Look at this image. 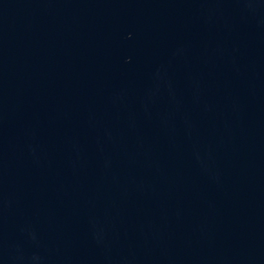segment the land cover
Instances as JSON below:
<instances>
[{
    "label": "water",
    "instance_id": "95a60500",
    "mask_svg": "<svg viewBox=\"0 0 264 264\" xmlns=\"http://www.w3.org/2000/svg\"><path fill=\"white\" fill-rule=\"evenodd\" d=\"M31 0H0V42Z\"/></svg>",
    "mask_w": 264,
    "mask_h": 264
}]
</instances>
